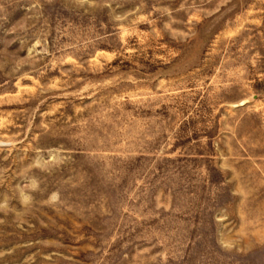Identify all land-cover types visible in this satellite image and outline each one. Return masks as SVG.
Instances as JSON below:
<instances>
[{"label": "rangeland", "instance_id": "rangeland-1", "mask_svg": "<svg viewBox=\"0 0 264 264\" xmlns=\"http://www.w3.org/2000/svg\"><path fill=\"white\" fill-rule=\"evenodd\" d=\"M0 264H264V0H0Z\"/></svg>", "mask_w": 264, "mask_h": 264}]
</instances>
